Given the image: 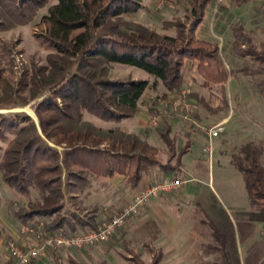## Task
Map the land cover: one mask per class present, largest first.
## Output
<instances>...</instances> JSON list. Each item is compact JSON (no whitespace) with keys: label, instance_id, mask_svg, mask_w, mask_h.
<instances>
[{"label":"trees","instance_id":"obj_1","mask_svg":"<svg viewBox=\"0 0 264 264\" xmlns=\"http://www.w3.org/2000/svg\"><path fill=\"white\" fill-rule=\"evenodd\" d=\"M47 1L0 0V26L23 19L22 23L30 22ZM55 1L39 24L43 30L39 41L51 51L46 65L25 70L17 87L6 84L0 103L25 105L28 100L18 103L14 98L23 99L21 95L29 92L31 100H35L46 93L35 112L45 138L56 146H64V150L60 153L44 140L31 117L0 114V142L6 144L0 147V174L5 188L19 197L29 198L33 190L39 193V198L29 200L27 206L10 207L22 225L43 220L47 232L78 234L96 229V216L88 219L76 212L65 214V200L68 194L73 196L86 190L90 176L105 179L121 175L136 188L142 177L153 169L167 175L180 171L182 158L190 147L187 143L177 152L172 126L166 119L156 129L172 153L164 164L157 148L137 134L119 128L102 129L84 121L83 115L88 113L104 122L121 123L137 118L141 106H145L143 99L150 82L113 79L111 65L137 68L154 77V85L161 82L169 94L182 91L186 61L198 63L204 88L222 86L225 92L232 72L224 68L225 61L217 44L200 41L195 36L207 8L215 0H190L184 19L166 21L177 30L175 37L160 35L125 19L141 12L146 0ZM236 3H239L237 7L244 5L242 0L232 1L233 5ZM230 30L235 55L250 59L257 67L256 73L264 76V46L254 45L243 22L231 25ZM261 94L264 98V86ZM188 98L209 108L204 97L193 93ZM224 103L226 107L227 100ZM157 105L148 106L149 112L159 113ZM175 157L176 165L171 164ZM247 159L249 165L238 163L237 166L247 177L252 205L257 212L264 213L261 155L249 152ZM146 248L152 255L149 264H161L163 252L149 245ZM129 252L135 253L131 249ZM127 259L129 264H146L137 255ZM60 261V256L55 255L54 264H61ZM69 262L83 264L75 259Z\"/></svg>","mask_w":264,"mask_h":264},{"label":"rangeland","instance_id":"obj_2","mask_svg":"<svg viewBox=\"0 0 264 264\" xmlns=\"http://www.w3.org/2000/svg\"><path fill=\"white\" fill-rule=\"evenodd\" d=\"M232 1L215 0L207 8L205 20L195 33L198 40L218 45L225 61L224 68L228 73L232 72L225 92L222 86L204 88L198 65L186 61L184 94H181L186 105L181 107L179 119H168L175 125L172 138L177 152L186 141L190 146L183 162L184 172L174 174L176 178L188 181L187 184L175 193L158 197L159 211L154 215H137V221H129L110 242L76 250V258L67 251L51 252L46 257L50 264L55 263V255L60 256L61 264H71L69 259L74 258L83 264H101L102 261L129 264L127 258L136 255L149 264L152 255L145 248L147 243L157 250L162 249L164 257L161 264H264V213L257 212L252 205L247 177L237 166L238 163L249 165L247 155L253 151L260 153L264 166V98L261 94L264 76L256 73L257 67L250 59L235 55L230 30L231 25L243 22L254 45L263 47L264 0H242L244 5L241 7H237L239 3L233 5ZM161 2L164 3L162 7ZM54 4L55 0H48L46 5L37 9L28 23H22L25 22L23 19L0 26V30H3L0 31V97L5 92L6 84L17 87L25 70H32L34 65H46L51 51L39 41L43 33L39 24ZM189 9L190 0H150L145 1V8L141 12L135 16H125V19L160 35L175 37L177 30L165 22L184 19ZM219 24L222 27L219 28ZM245 69L248 72H244ZM110 76L113 79L150 82L151 87L143 99L145 106H141L139 117L121 123H108L84 113V121L102 129L119 128L137 134L157 148L159 158L167 164L172 153L158 137L157 128L149 126V121L153 116H159L166 104L169 106L166 113L174 116V102L180 97L171 98L161 82L154 85V77L134 67L111 65ZM193 92L204 97V103L209 108L191 102L188 95ZM21 96L23 99L15 97L14 102L22 103L25 99L28 104L8 106L1 102L0 114L31 117L43 139L62 153L64 146H56L43 135L35 112V107L47 94L35 100H31L29 92ZM225 100L227 105L223 107ZM153 103L158 104L157 114L148 110ZM221 121H226L225 131L214 139V153L209 161L208 155L203 152L208 146L204 129ZM5 146L0 142V147ZM171 164H177V157ZM106 186L104 188L103 184L90 176V185L86 190L66 196L65 214L76 212L88 219L94 216L99 219L118 213L133 201L134 197L130 202L126 201L128 197L123 194L124 190L115 189L113 182ZM38 194L33 190L29 198L15 195L5 188L0 174V264H16L6 250L9 240L18 243L19 238L28 242L27 246L34 245L35 238L22 233L23 225L13 216L10 207L27 206L29 200L39 198ZM72 198H76V201ZM39 222L44 223L43 220ZM130 249L135 253L131 254Z\"/></svg>","mask_w":264,"mask_h":264},{"label":"built area","instance_id":"obj_3","mask_svg":"<svg viewBox=\"0 0 264 264\" xmlns=\"http://www.w3.org/2000/svg\"><path fill=\"white\" fill-rule=\"evenodd\" d=\"M221 0H218L220 2ZM163 6V2L160 3ZM175 107H185L186 101L179 98L174 102ZM168 104L164 105V110L159 116H153L149 121L151 128H159L167 119H172V114H167ZM226 121L204 129V135L208 140V146L203 150L208 155V160H212L214 153V139L225 131ZM188 181L182 178L165 177L146 187L133 198V201L122 208L118 213L103 216L102 221L96 229L84 233L72 234L65 231L47 232L42 222L34 225H23L22 233L33 236L34 245L28 247L20 246L16 241L9 240L6 250L16 264H31L37 260L47 257L51 252L62 250H82L100 244H106L122 229L127 221L138 215L143 208L154 198L168 195L179 191Z\"/></svg>","mask_w":264,"mask_h":264},{"label":"crops","instance_id":"obj_4","mask_svg":"<svg viewBox=\"0 0 264 264\" xmlns=\"http://www.w3.org/2000/svg\"><path fill=\"white\" fill-rule=\"evenodd\" d=\"M147 2H150V0H146V3ZM205 17H206V14H205ZM204 17V18H205ZM205 20V19H204ZM204 22V21H203ZM220 27H222L220 24H219V28ZM195 63V65L197 66L198 65V63L197 62H194ZM194 94H198L197 92H193ZM181 94H184V90L182 89V91L181 92H178V93H173V94H170L171 96V98L173 97V96H178V97H180L181 98ZM170 99V98H169ZM191 102H196L197 103V101L196 100H193V99H191ZM182 109L183 108H181V107H174V116H173V120H177V119H179L178 118V116L181 114V112L180 111H182ZM140 112H141V110H140ZM140 115V114H139ZM139 117V116H138ZM137 117V118H138ZM169 121V120H168ZM170 122V121H169ZM172 122V121H171ZM170 122V124H171V126H172V134L171 135H174V133H175V125H174V123L172 122L171 123ZM222 122V121H221ZM187 144V141H186V143H185V145ZM184 145V146H185ZM184 146H182L181 147V150L184 148ZM176 149H177V146H176ZM180 150V151H181ZM178 151V150H177ZM179 151V152H180ZM186 155V154H185ZM185 155L183 156V158H182V167H181V169H180V171H178V172H180L181 173V171H183L184 172V165H183V162H184V158H185ZM177 173V172H176ZM175 174V173H174ZM174 174H171V175H167V174H164V173H162L159 169H153V170H151L149 173H147V174H145L143 177H142V179H141V181H140V183L138 184V186L136 187V188H132L127 182H126V179H125V177L124 176H121V175H117V176H115L114 178H105V179H99V178H96V177H94V176H92L94 179H96L100 184H103V186H104V188H106L107 186H106V184H110V183H112L113 182V185H114V188L115 189H117V190H121V192H122V190H124V192H123V194L125 195V196H127L128 197V200H126V201H129L130 202V200L136 195V194H138L140 191H142L143 189H145L146 187H148V186H150L151 184H153L154 182H156V181H159V180H161V179H163V178H165V177H175L174 176ZM184 187V186H183ZM182 189V188H181ZM125 201V200H124ZM96 210H97V208H95ZM159 209H160V204H159V201H158V199L157 198H154V199H152L146 206H145V208H143L142 210H141V212L139 213L140 215L143 213H147V214H149V215H154L155 213H156V211H159ZM138 214V215H139ZM137 216V215H136ZM135 217V216H134ZM131 217L128 221H127V223H129V221H131V220H136L137 221V219H138V216L137 217ZM102 221V218H100L99 217V219H97L96 218V223H97V226L100 224V222ZM39 223V222H38ZM127 223H126V225H127ZM125 225V226H126ZM124 228V227H123ZM120 232L122 231V229H120L119 230ZM119 231L115 234V236L113 237V238H115L118 234H119ZM112 238V239H113ZM111 239V240H112ZM110 240V241H111ZM17 241H18V244L20 245V246H22V247H28L27 245H28V242H26L25 240H21V239H17ZM126 244V243H125ZM32 244H30L29 246H31ZM147 245H149V246H151L152 248H154V249H156L152 244H150V243H147L146 244V246ZM146 246H145V248H146ZM146 250H147V248H146ZM157 250V249H156ZM158 250H160V251H162V249H158ZM69 252V254L72 256V257H75V256H77V253L75 252L76 250H73V249H69V250H62V252ZM163 252V251H162ZM163 257H164V253H163ZM76 258V257H75ZM74 258V259H75ZM163 261V260H162ZM34 264H50V260H48V259H46V258H44L43 260L41 259V260H37V261H35V262H33ZM109 264V263H108Z\"/></svg>","mask_w":264,"mask_h":264},{"label":"bare ground","instance_id":"obj_5","mask_svg":"<svg viewBox=\"0 0 264 264\" xmlns=\"http://www.w3.org/2000/svg\"><path fill=\"white\" fill-rule=\"evenodd\" d=\"M29 112V111H28ZM33 115V114H32ZM33 117H34V115H33Z\"/></svg>","mask_w":264,"mask_h":264}]
</instances>
